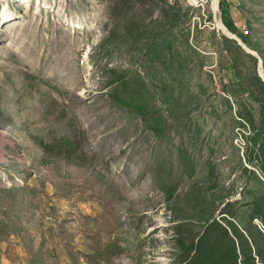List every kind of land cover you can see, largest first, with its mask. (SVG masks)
Wrapping results in <instances>:
<instances>
[{
    "label": "rangeland",
    "instance_id": "obj_1",
    "mask_svg": "<svg viewBox=\"0 0 264 264\" xmlns=\"http://www.w3.org/2000/svg\"><path fill=\"white\" fill-rule=\"evenodd\" d=\"M263 63L264 0H0V264H186L213 220L263 247Z\"/></svg>",
    "mask_w": 264,
    "mask_h": 264
},
{
    "label": "trees",
    "instance_id": "obj_2",
    "mask_svg": "<svg viewBox=\"0 0 264 264\" xmlns=\"http://www.w3.org/2000/svg\"><path fill=\"white\" fill-rule=\"evenodd\" d=\"M220 4H221V10L223 13L224 25L228 28V30L237 34L247 47L253 48V45L248 40V38L244 36L243 34H238L233 24L231 23V21L228 19L227 9L225 8L223 1H221ZM263 66H264V63H263ZM63 144L66 145V147H68L70 150L75 149L74 143L70 141H65L63 142ZM229 204L230 206H232L231 205L232 203H229ZM225 214H228V213H225ZM230 216H233V215H230ZM184 226H188V225H180L177 227V229L182 228ZM211 230L212 231L214 230L215 232L217 231L216 232L217 234H214V232H212V234L215 236L213 238H212V235L209 237L210 235L209 232ZM220 230L221 232L218 233ZM189 232H191L190 237H193V238L190 240V242L187 241V246H185L184 248V252L186 254V258H185L186 264H203L206 253L208 254L216 253V251L212 252L209 250H212L215 247L217 250V247L222 244V242L219 241L220 239H225L226 241L229 242L230 250L234 251L237 260L239 259V255H241V253L246 255V251L249 250V252H252V249H255L258 255L260 256L264 255V246L261 247L260 240L256 239L254 232L245 229V232L242 233L240 229L232 223L230 227V232L228 231V229L224 228L217 220H213L211 222H207L206 224H204V232L202 234L201 232L199 233L195 232L194 230H192V228L189 229ZM257 234L259 238L261 237L264 239V235L262 232H257ZM220 236H222L223 238H221ZM208 242H212L211 248L209 250L207 247ZM212 264H221V263H212ZM235 264H238V263H235Z\"/></svg>",
    "mask_w": 264,
    "mask_h": 264
},
{
    "label": "water",
    "instance_id": "obj_3",
    "mask_svg": "<svg viewBox=\"0 0 264 264\" xmlns=\"http://www.w3.org/2000/svg\"><path fill=\"white\" fill-rule=\"evenodd\" d=\"M224 25V24H223ZM224 27H225V29H227V31H229L228 30V28L224 25ZM230 32V31H229ZM231 33V32H230ZM226 35V34H225ZM227 36V35H226ZM229 37V36H228ZM229 38H231L232 40H235V41H237L238 42V44L240 45V46H242L243 48H245V49H247L248 50V48H247V46L245 45V44H243V42L235 35V34H233L232 33V37H229ZM261 67H262V62H261ZM260 74L263 76L264 75V72L263 71H261L260 72Z\"/></svg>",
    "mask_w": 264,
    "mask_h": 264
},
{
    "label": "bare ground",
    "instance_id": "obj_4",
    "mask_svg": "<svg viewBox=\"0 0 264 264\" xmlns=\"http://www.w3.org/2000/svg\"><path fill=\"white\" fill-rule=\"evenodd\" d=\"M4 23L6 24V20H4Z\"/></svg>",
    "mask_w": 264,
    "mask_h": 264
}]
</instances>
